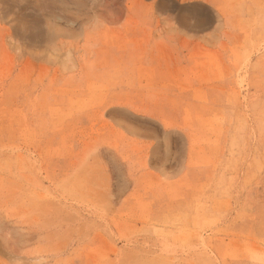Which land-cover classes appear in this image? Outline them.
<instances>
[{"label":"rangeland","instance_id":"rangeland-1","mask_svg":"<svg viewBox=\"0 0 264 264\" xmlns=\"http://www.w3.org/2000/svg\"><path fill=\"white\" fill-rule=\"evenodd\" d=\"M175 1L0 0V264H264V0Z\"/></svg>","mask_w":264,"mask_h":264},{"label":"water","instance_id":"water-1","mask_svg":"<svg viewBox=\"0 0 264 264\" xmlns=\"http://www.w3.org/2000/svg\"><path fill=\"white\" fill-rule=\"evenodd\" d=\"M164 3H170V11L176 12L179 15H183L185 12H196L201 11L202 9H208L205 5H181L175 0H160V5Z\"/></svg>","mask_w":264,"mask_h":264},{"label":"bare ground","instance_id":"bare-ground-1","mask_svg":"<svg viewBox=\"0 0 264 264\" xmlns=\"http://www.w3.org/2000/svg\"><path fill=\"white\" fill-rule=\"evenodd\" d=\"M202 19H203V20H202L203 22H206V20H207L206 18H203V17H202Z\"/></svg>","mask_w":264,"mask_h":264}]
</instances>
